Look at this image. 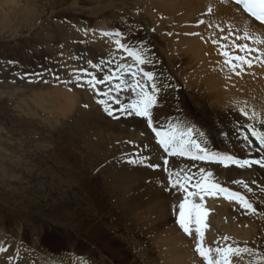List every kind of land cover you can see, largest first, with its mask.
<instances>
[{
  "label": "rangeland",
  "instance_id": "obj_1",
  "mask_svg": "<svg viewBox=\"0 0 264 264\" xmlns=\"http://www.w3.org/2000/svg\"><path fill=\"white\" fill-rule=\"evenodd\" d=\"M177 4L0 0V237L1 244L8 246L0 264H162L156 247L159 226L167 215L178 217L185 195L165 178L183 170L194 183L201 168L256 208L252 213L230 204L227 213L222 212L223 225L235 226L243 237L220 228L219 247H248L254 254L245 253L246 257L264 264V168L165 156L161 147L159 159H151L150 143L155 144L156 137L146 119L120 112L113 101L109 116L98 103L107 98L86 84L89 76L81 71L98 78L116 72L119 64L109 63L111 56L98 32L103 25L114 33L118 30L122 43L140 49L150 61L142 66L154 73L159 89L152 108L155 126L164 131L169 126L192 128L193 138L202 146L240 159L264 156L247 127L264 131V63L254 61L235 75L212 43L226 34L217 36L209 26L199 28L196 14L182 18ZM183 7L184 13L189 7L184 3ZM247 43L264 50V44ZM186 47L191 49L183 51ZM183 57L192 59L190 65ZM78 75L82 80L77 81ZM123 78L129 84L133 79L127 73ZM136 79L144 82L142 74ZM97 87L104 92L109 83ZM252 89L262 94H252ZM228 90L231 97L224 94ZM67 95L73 105L66 104ZM111 95L121 105L136 98L129 88ZM220 97L237 103L248 115L231 105L217 106ZM241 132L249 136L251 145ZM124 170L133 175L140 171V181L125 180ZM144 170L155 173L154 178ZM153 183L156 187L150 186ZM154 192L165 195L167 208ZM171 195L178 196L175 203ZM18 249L19 258L11 262L9 256Z\"/></svg>",
  "mask_w": 264,
  "mask_h": 264
},
{
  "label": "snow or ice",
  "instance_id": "obj_2",
  "mask_svg": "<svg viewBox=\"0 0 264 264\" xmlns=\"http://www.w3.org/2000/svg\"><path fill=\"white\" fill-rule=\"evenodd\" d=\"M233 3L237 6V11L246 13L249 17L254 18L264 25V0H233ZM211 11V9H209ZM203 23V21H201ZM223 31V29H221ZM104 36L115 35L117 37L122 36L119 31L115 33H102ZM231 26L229 27L228 35L222 36L220 40H213L212 43L218 45L220 55L224 58L223 62L228 69L239 76L244 71L245 65L249 68L252 67L253 62L264 63V50L259 48L250 47L247 43H239V41L252 40L256 44H264V39L260 37H253L248 31H245L243 35H237L232 39ZM221 40L227 41V43H221ZM115 44L117 48L123 49L130 57L135 61L134 65L120 64L117 67L116 72H121V75H117L113 72L108 75H104L102 78H98L97 74L88 73L89 78L85 81L86 84L96 91L98 95H102L107 99H100L98 103L104 106V111L109 116L113 115V109L109 101L115 102L119 105L120 112H127L128 115H136L138 117L146 119L148 128L155 134L158 145L163 149V152L169 156H187L193 160L212 161L220 163L225 167L230 164L237 165L241 168L252 167L253 165H259L264 168V156L259 159H240L228 153H220L209 150L206 146H202L196 139L193 138V129L179 128L169 126L167 131L160 129L154 125L152 108L156 104V93L159 89L154 83V73L151 71H145L143 67L137 65H144L150 63L147 61L143 52L137 48H131L127 44L121 42V39H116ZM255 53V55H253ZM91 63V61H89ZM99 68V65H94ZM135 67V70L133 68ZM86 72V70H84ZM123 73H127L132 76V82L129 84L123 78ZM142 74L144 82L137 80L136 76ZM77 81L81 79L80 76L76 77ZM119 82L111 84L113 80ZM149 82L150 87H149ZM109 83V87L106 91L101 92L97 87L98 85H104ZM124 88H129L135 92L136 98L128 104L121 105V101L112 96L113 91L120 92ZM138 89V91H137ZM243 115L247 116L248 113L243 109L240 110ZM255 115V114H253ZM248 131L251 137H254L258 141V152H264V131L258 130L253 125H248ZM203 135V134H201ZM243 136L244 141L248 144H252V140L249 136L243 132L240 133ZM145 157L140 161L143 163ZM130 163H136L137 161L131 160ZM164 165H168L169 161L165 159ZM152 167H159L160 165H150ZM165 171H168L165 168ZM213 173L206 172L205 169L199 170V179L193 183V176L183 170L176 171L175 173L169 172L168 180L174 188H179L185 193L183 200L179 204V212L177 217V223L184 233L189 236H193L192 225L195 224V238L196 243L194 250L206 264H233V257H239L243 253H253V249L248 247L233 246L231 244L216 247L215 249L206 247L204 245V230L208 227L206 223V217L208 216V210L204 206V200L206 196L216 197L223 195L230 201H235L240 207L246 211L252 213L256 212V208L253 204L241 193L232 191L223 187L219 183L214 182L212 179ZM234 183H242V181H234ZM247 187V185H245ZM191 188V190H190ZM251 191V189H249ZM197 200L199 202H197ZM229 237H223V240L227 241ZM3 249H0L2 251Z\"/></svg>",
  "mask_w": 264,
  "mask_h": 264
},
{
  "label": "bare ground",
  "instance_id": "obj_3",
  "mask_svg": "<svg viewBox=\"0 0 264 264\" xmlns=\"http://www.w3.org/2000/svg\"><path fill=\"white\" fill-rule=\"evenodd\" d=\"M155 1H156V4L160 3L164 7L166 4H170L171 1L177 2L178 4L176 7L178 9L182 10V14H183L182 18H187L188 15H195L196 14L197 15L196 17H198V19H200L199 23H198L199 28L204 29L205 27L209 26L208 28L211 27L213 29V32L217 36H219V35L221 36L220 33H224V34L228 35V33H229L228 29L231 26V32L233 33L232 36H235V34L242 36L245 31H248L253 37H260L261 39H264V25L255 21L253 18L249 17L246 13L238 12L237 6L230 0H160V1L155 0ZM183 3L185 5L188 4V7H189L188 10H184V13H183V9H184ZM145 8L148 9V2L145 3ZM209 9H211V11H209ZM201 21H203V23H202L203 25H201ZM204 22L207 25L204 24ZM221 29H223V31H221ZM105 32L114 33V31H112L110 28H107L106 26L103 25V27H100V31L98 32L99 35L101 37H103V39L105 41L103 43H106L105 47H106L109 55L111 57L114 55V58H111V57L109 58V60H110L109 63H113V64L117 63L119 65L120 64L134 65L135 61L133 60V58L130 57L123 49H121L122 51H120L119 50L120 48L116 47V44L114 42L116 39H118V37L115 35H109V36L102 35V33H105ZM218 32H220V33H218ZM231 38L233 39V37H231ZM165 40H166V43L168 44L169 41L167 39H165ZM250 41H251L250 44L256 45V43H254L252 40H250ZM242 43H247V41H243ZM125 44H127V43L125 42ZM187 47L183 48V51H188L189 49H191V48H187ZM179 48L180 47H178V49ZM174 50L176 52H178V50L175 47H174ZM203 53L205 56V54L207 52L203 51ZM197 55L200 59L202 58L198 52H197ZM183 59L185 60V63L188 65H190V63L192 62V59H186L185 57H183ZM200 59H194V61H197ZM205 59H206V56H205ZM212 60L218 61V59H212ZM144 65H146V64H144ZM141 67H143V66L141 65ZM145 68L146 67L144 66V69ZM133 70H135V68H133ZM218 77L219 76H215L216 79H218ZM216 79H214V80H216ZM259 91L260 90L252 89L251 93L252 94L255 93L258 95H260V93L262 94V91L261 92H259ZM224 94L226 96H229V97H231V95H232L231 91H229V92L226 91V92H224ZM234 96H235V94H234ZM219 99H220V102L217 104V106H219V107H226V106L231 105L233 107H237V109H239V110L242 109V107H240V105H238L237 103H234L232 101H229L228 98L223 99L220 97ZM71 100H73V99H71V97H68V95H67L66 101H65L66 104H70V105L72 104L73 105V101H71ZM158 112H159V110H158ZM136 123H137V121H136ZM150 147H151V151H152V152L150 151L152 154L151 159H155V160L159 159L160 156H159L157 149H159L158 147H160V146L158 145L156 138H155V144L152 141L150 143ZM164 155L168 156V154H166V153H164ZM172 158H174V157H172ZM171 160H173V159H171ZM176 168H178V167H176ZM180 169H181V167H180ZM135 170H137V169H135ZM147 170H144L143 173L147 174V176H149V178L152 177V179H153L154 176H152V175H155V173H153L152 171H147ZM174 172H176V171H174ZM136 173L137 174L133 175L131 172L124 170L123 175L125 177V180H128L132 183H135V182H137V180L140 181L138 174H142L140 171H136ZM163 178H165V177H163ZM167 178L168 177H166L165 180ZM152 179H151V181H152ZM123 181L124 180L122 178V182ZM153 184H150V186H155V184L154 185ZM147 187H148V185H147ZM176 190H178V189H176ZM153 191H154V189H153ZM154 193L157 194V192H154ZM124 195H126L125 192H124ZM156 196H158L156 198L163 199V201L161 203L164 205L163 202L167 199L165 197V195L162 194V196H161L158 193ZM170 200L175 203L178 200V196L171 195ZM197 202H198V200H197ZM165 203H166V201H165ZM230 204L236 205L238 203H236L235 201H230V200L226 199L223 195H219L216 197H212V196H206L205 197L204 206L208 210V216L206 217V223H207L208 227L204 230V245L206 247H210L213 249H215L216 247H219L218 242L220 239V233H219L220 228L222 229V231H225L227 233L233 232V234H235V236H237L239 238L243 237L240 234L236 233L237 229L234 228L235 226L233 227L230 225H225V224L223 225V221H224L223 219L224 218L222 216V212L227 213L226 211H227V209H229L227 207ZM163 205H162V207H166V208L168 207L167 204L164 206ZM168 205L171 206V204H168ZM150 207H151V205H150ZM154 211H156V210L154 209ZM164 214H165V212H164ZM167 217L168 218H164L163 223H161L159 226V229L161 230V232H159L158 240H156V241H158V243H156V247H157V245L159 246L160 253L162 254L160 256L162 258L161 263L162 264H206V262L203 260V258L200 257L198 255V253H196L194 250V246L196 243V238H195V227H196V225L193 224L191 226L193 229L194 235L189 236L188 234L184 233L183 230L180 228L179 224L177 223V217L176 218L175 217L170 218L168 215H167ZM227 218H229V217L227 216ZM237 228H239V227L237 226ZM0 234H1V232H0ZM214 236H217V237H214ZM1 240H2V236L0 237V249H3V250L0 251V259L4 256V253H5V251H7V248H8V246L6 244H1ZM217 240H218V242H217ZM4 245L6 247H4ZM9 257H10L11 262L16 261V259L19 258V249L16 252H14L13 255H10ZM232 259H233V264H255L252 261L253 259H248L246 257L245 253L241 254V256H239V257H233Z\"/></svg>",
  "mask_w": 264,
  "mask_h": 264
}]
</instances>
